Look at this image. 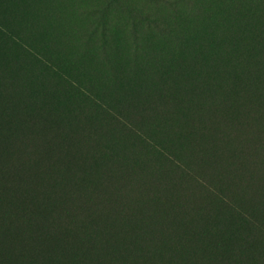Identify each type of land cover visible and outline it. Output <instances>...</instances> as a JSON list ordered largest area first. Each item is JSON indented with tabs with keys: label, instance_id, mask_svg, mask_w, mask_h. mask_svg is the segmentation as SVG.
Wrapping results in <instances>:
<instances>
[{
	"label": "trees",
	"instance_id": "1",
	"mask_svg": "<svg viewBox=\"0 0 264 264\" xmlns=\"http://www.w3.org/2000/svg\"><path fill=\"white\" fill-rule=\"evenodd\" d=\"M130 3L63 41L0 0V264H264V36L215 51L145 14L118 43Z\"/></svg>",
	"mask_w": 264,
	"mask_h": 264
},
{
	"label": "rangeland",
	"instance_id": "2",
	"mask_svg": "<svg viewBox=\"0 0 264 264\" xmlns=\"http://www.w3.org/2000/svg\"><path fill=\"white\" fill-rule=\"evenodd\" d=\"M127 1L131 2L128 6L131 7L132 11L137 12V16H131L130 13H114L107 18L109 22H114L117 27L116 39H114L118 43L126 42L128 17H134L143 22L141 16L145 14H150V20L161 25L165 23L177 24L185 30L196 28L202 36L203 43L211 46L215 51L226 52L224 46L228 41L243 44L253 42L256 39L260 41L259 38L264 36V30L260 27V23H264V0H203L204 6L202 4L200 10L190 9L185 0ZM170 1L175 3V10L171 8ZM102 2L103 0H11V11L15 17V23L24 21L32 26H40L41 24L43 27L42 37L52 40L73 41L77 38L82 39V30L90 24L96 22L91 27L99 25L97 24L100 18L98 4ZM95 15H97L96 18ZM192 15L194 16L193 19ZM190 17L191 19H188ZM108 25L113 26L112 24ZM36 26L34 27L38 31ZM151 35L153 36V34ZM101 37L100 29L91 31V39H100ZM261 42L264 43V41ZM259 54L257 52L255 55L258 56ZM235 56L240 59L235 61ZM249 59L250 50L244 49L243 53L234 55L228 59V62L230 66L234 65L243 70L246 69L245 63ZM198 75L203 79L204 85L207 86L209 83H217L219 80V77L214 76L212 69L207 65H203ZM85 106L86 103H79V108ZM256 120L252 124L253 129L264 139V117ZM79 141H81L80 138H78V143ZM78 152L82 155L88 150L83 146L78 148ZM63 237L65 238L66 235L64 234ZM9 244L6 242L0 246V252L2 249H9L11 243L9 242Z\"/></svg>",
	"mask_w": 264,
	"mask_h": 264
}]
</instances>
